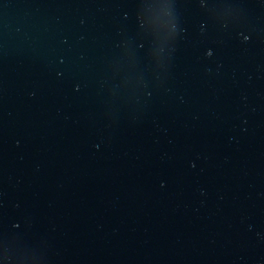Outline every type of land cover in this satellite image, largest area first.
<instances>
[{"label":"water","instance_id":"1","mask_svg":"<svg viewBox=\"0 0 264 264\" xmlns=\"http://www.w3.org/2000/svg\"><path fill=\"white\" fill-rule=\"evenodd\" d=\"M0 264H264V0H0Z\"/></svg>","mask_w":264,"mask_h":264}]
</instances>
